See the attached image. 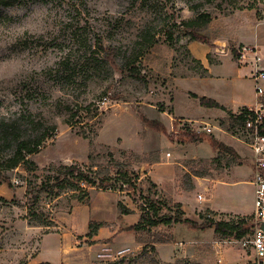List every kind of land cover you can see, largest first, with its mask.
Instances as JSON below:
<instances>
[{
    "label": "rangeland",
    "instance_id": "rangeland-1",
    "mask_svg": "<svg viewBox=\"0 0 264 264\" xmlns=\"http://www.w3.org/2000/svg\"><path fill=\"white\" fill-rule=\"evenodd\" d=\"M0 2V264H42L35 260L42 237L68 225L79 232L81 214L89 215V205L95 206L97 196L89 202L92 194L110 192L67 178L63 168L68 166L83 172L92 167L97 177L105 179L109 173L113 180L118 170H127L145 188L152 180L148 170L159 163L156 170L169 167L175 174L159 185L152 180L158 187L157 198L171 212L179 206L185 218L197 223L250 220L248 134L228 133L233 142H226L236 158L212 153L206 141L177 146L170 142L176 141L184 125L204 133L205 122L212 120L201 116L206 108L180 89L176 114L197 120L185 123L173 118L169 128L168 114L174 106L173 79L203 73L187 49L196 41L179 24L206 14L210 19L196 33L208 40L207 46L219 38L227 40L231 49L233 37H242L248 27L264 21V0ZM145 35L153 39L152 46L144 47ZM134 64L140 78L130 75ZM180 82L178 86L188 91L200 89L196 82ZM244 86L252 95L251 83L245 81ZM164 111L167 135L173 141L168 137L166 141L140 119L142 115L157 121ZM46 129L53 132L43 145L10 169L16 143ZM200 173L207 176H195ZM115 184L113 189L118 190ZM42 186L46 189L37 191ZM117 190L121 201L139 214L144 195ZM157 233L169 243L154 244L151 250ZM140 236L146 251L137 244L128 248L122 262L94 259L85 264H250L252 260L251 250L241 240H222L213 230L192 231L179 224L151 228ZM49 243L51 239L45 242ZM51 246L41 259L54 261ZM79 248L80 257L87 247ZM79 257L76 262L84 263Z\"/></svg>",
    "mask_w": 264,
    "mask_h": 264
},
{
    "label": "crops",
    "instance_id": "crops-1",
    "mask_svg": "<svg viewBox=\"0 0 264 264\" xmlns=\"http://www.w3.org/2000/svg\"><path fill=\"white\" fill-rule=\"evenodd\" d=\"M248 29V32L242 37L232 38L233 47L237 50L241 47H254L264 60V39L261 38V36L264 37V21L255 24L254 27H248ZM227 43V40L224 42L222 39L218 38L211 41L210 46H207L206 44L201 45V43L198 42H192L187 47L190 56L196 60L197 63H199L202 70L205 72L187 78L173 79V110L171 111V114L165 113V111L163 113L161 112L159 118L157 119V121L164 125L167 133L168 129L170 127L172 128L171 119L174 120L173 118H176L177 121H183L185 123H192V121L195 122L197 120V117L194 119L176 114L175 100L179 89L180 92H182L188 99H192L191 94H194L198 98L213 100L223 106L227 112L232 114L239 113L242 108H247L249 110L257 108V103L264 96L259 97L255 92V85L251 79L253 67L251 64L243 65L239 63L238 60L233 59L231 53L229 52L230 48L228 49L226 47ZM262 67L264 69V64ZM178 81H181L180 85L183 82H196L200 86V89L195 92L188 91V89L179 87ZM245 81H249L251 83L252 91L250 93H252V95H248L245 92ZM201 112V116H205L207 120H212L205 122L206 124L203 127L204 133L212 135L217 141L234 150V148L226 142V140L228 142H233L231 141L232 137H230L229 134L219 126V123H217L219 119H224L227 116V113L219 109L209 108H206ZM164 114L169 115V128L166 123L164 124ZM207 130L209 131L207 132ZM163 137L167 141V136L163 135ZM170 143L177 146L186 145V143L181 144L177 141ZM174 149L177 150V148ZM248 149L250 153L249 155H251L250 167L253 174V154L252 150L250 148ZM178 151L179 149L177 152ZM213 152L215 151L212 150V153ZM158 167H160V164L155 163V165L151 166V169L147 172V175L151 176V179L155 181L157 185L162 182L170 181L174 177L175 174L173 173V168L166 167V169L160 168V170H156ZM94 196H97V200L95 201L94 207L89 205V215H85V213L81 214L79 219V232H74L73 227L68 225L67 229L63 227V230L55 232L53 235L43 236L39 242L40 252L35 257V260L40 263L48 264H85L89 260L93 261L96 259V254L103 246H108L114 251L129 248L133 245L137 246L135 242V233L128 230L129 227L137 224L138 222L139 214L137 213V210L128 205L127 202H122L118 194L114 192H94L89 202H91ZM118 202H122L133 212L129 215H120L117 210ZM91 223L93 224L92 230L89 228V224ZM99 224L100 227L96 229V225ZM91 231H94L95 235L89 236ZM81 236L82 238L79 241L81 243L80 244L78 242V238ZM50 239L51 245L54 244V246H51L50 243L49 245L45 244V242H50ZM49 246L53 248L52 252L55 256L54 261H47L43 258L41 259L43 251L49 248ZM79 247H87L85 252H83L80 257L77 251H82V248ZM78 257L80 259H84L85 262H76Z\"/></svg>",
    "mask_w": 264,
    "mask_h": 264
},
{
    "label": "trees",
    "instance_id": "trees-1",
    "mask_svg": "<svg viewBox=\"0 0 264 264\" xmlns=\"http://www.w3.org/2000/svg\"><path fill=\"white\" fill-rule=\"evenodd\" d=\"M1 3V2H0ZM3 5H6V3H3ZM208 15H202L199 16L197 19L185 22L183 24H179L180 26L185 27V32L188 35L189 39L191 41H196L202 44H208V40L196 33V28L201 27V25H204L209 20ZM144 47L146 46H152L153 45V39H151L149 36L144 37ZM110 54L113 53L111 49ZM231 55L233 59L237 60L238 50L236 48L230 49ZM199 64V63H198ZM200 66V65H199ZM201 67V66H200ZM135 64L132 65V68L130 69V75L135 78H140V76L137 74ZM202 70V69H201ZM202 72H205L202 70ZM191 97L194 99H197L202 107L209 108V109H219L227 113L226 120H220L219 126L225 130L227 133H235L236 130H244L245 124L248 120H254V114L252 111H250L247 108H242L239 113L232 114L230 112H227V110L216 103L213 100H209L206 98H198L196 95L191 94ZM260 101L264 105V97L260 99ZM141 122L143 125L148 127L149 129H152L158 133H161L163 135H166L170 141H173V138L170 135H167L166 129L162 123L156 120H149L145 118L144 116H140ZM70 121V120H69ZM71 124V123H70ZM53 132V129H46L44 132H42L39 135L34 136L31 139L27 140H21L16 143V149L14 152L13 157L9 160V168L14 169L16 168L20 163L26 162V158L32 154H34L38 148H40L43 143L46 141L48 135ZM259 134L264 136V118L261 121V125L259 126ZM175 140L178 143H201L203 141H206L211 149L213 151H217L220 154H227L232 156L233 158L237 157V154L235 151L224 145L223 143L217 141L212 135H208L205 133L197 132L191 128H189V125H184V129L175 136ZM64 175L68 178L74 179L76 182L81 183L83 185H87V187H96L98 189H107L110 192H114L117 189H113V187L116 185L115 183L119 185V188L117 191L120 192H139L140 194L144 195L143 198V204L142 206H139V219L137 224L131 226L128 228L129 231H133L135 233V242L138 245H142V252L146 251L145 240L140 236L141 232H145L151 228H156L160 226H166L169 227L171 225H185L189 230L192 231H206V230H213V233L216 237H219L222 240L225 241H240L244 239L248 234H250L253 225L249 220H239V221H232V222H215L213 220L204 219L202 223H197L195 221H192L190 219H187L184 217V212L181 210L179 206H176L174 208L173 212H171L170 208H168L166 205H164L161 200L157 198L158 196V187L157 185L152 181H147V186L144 188L141 181L138 180V177H135L127 170H118L116 178L113 180L109 176V173L107 174V177L105 179L101 177H97L99 174L97 171H93V168L91 167L89 172H83L80 168L75 166H68L63 168ZM197 177H206V173H200L196 174ZM3 180L8 183L7 178H3ZM57 181H60L59 178H56ZM46 189L45 186H42L37 189V191H44ZM35 199V198H34ZM117 210L120 215H129L133 211L129 208H127L122 202L117 203ZM164 211H168L167 213ZM92 223L89 224V228L92 230ZM100 227L99 225H96V229ZM94 231H91L89 233V236H93ZM169 243V238L164 236L161 233L153 234V240L151 245V250L154 249V244H165ZM122 262V260H120ZM42 264H48V263H42ZM120 264V263H119ZM251 264V263H250Z\"/></svg>",
    "mask_w": 264,
    "mask_h": 264
},
{
    "label": "built area",
    "instance_id": "built-area-1",
    "mask_svg": "<svg viewBox=\"0 0 264 264\" xmlns=\"http://www.w3.org/2000/svg\"><path fill=\"white\" fill-rule=\"evenodd\" d=\"M238 62L253 67L251 79L255 85L257 96H264V64L263 57L254 47L238 48ZM251 58V59H250ZM250 59V60H248ZM254 114V120H248L244 132L249 136V148L253 154V174L251 184L253 186V212L249 222L253 225L250 234L241 240L245 247L251 250V264H264V232L260 225L264 224V136L259 134V126L264 118V105L261 101L257 108L250 110ZM209 130H207L208 132ZM199 200L201 195L197 196ZM130 253L128 248L114 251L108 246H103L96 254L97 261H116L126 257Z\"/></svg>",
    "mask_w": 264,
    "mask_h": 264
},
{
    "label": "water",
    "instance_id": "water-1",
    "mask_svg": "<svg viewBox=\"0 0 264 264\" xmlns=\"http://www.w3.org/2000/svg\"><path fill=\"white\" fill-rule=\"evenodd\" d=\"M260 229L264 232V224L260 225Z\"/></svg>",
    "mask_w": 264,
    "mask_h": 264
}]
</instances>
